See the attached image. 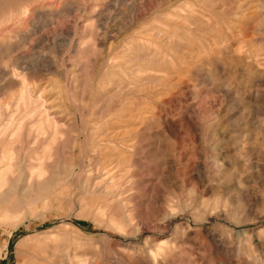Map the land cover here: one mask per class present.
Returning a JSON list of instances; mask_svg holds the SVG:
<instances>
[{"label": "rangeland", "instance_id": "1", "mask_svg": "<svg viewBox=\"0 0 264 264\" xmlns=\"http://www.w3.org/2000/svg\"><path fill=\"white\" fill-rule=\"evenodd\" d=\"M0 264H264V0H0Z\"/></svg>", "mask_w": 264, "mask_h": 264}, {"label": "bare ground", "instance_id": "2", "mask_svg": "<svg viewBox=\"0 0 264 264\" xmlns=\"http://www.w3.org/2000/svg\"><path fill=\"white\" fill-rule=\"evenodd\" d=\"M12 158V157H11ZM7 159V158H6ZM5 159H3V161H4Z\"/></svg>", "mask_w": 264, "mask_h": 264}]
</instances>
